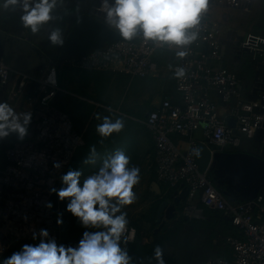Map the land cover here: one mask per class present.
I'll use <instances>...</instances> for the list:
<instances>
[{"label": "built area", "instance_id": "obj_1", "mask_svg": "<svg viewBox=\"0 0 264 264\" xmlns=\"http://www.w3.org/2000/svg\"><path fill=\"white\" fill-rule=\"evenodd\" d=\"M99 1L93 15L120 33L107 21ZM255 2L208 0L207 10H247ZM187 31L195 33L196 39L176 45L148 40L138 28L131 39L107 42L84 55L51 61L39 79L31 73L15 72L0 56V89L8 88L10 101L24 97L25 111L32 113L27 140L5 150L6 163L0 169V254L21 241L39 243L41 229L48 231V239L63 243L62 224H57V219H62L60 199L51 190L63 187L61 177L86 142L85 133L76 130L70 117L54 105L58 93L65 92L60 84L61 67L144 79L170 65L174 94L163 97L142 122L154 143L156 181L173 196L188 190L177 208L178 217L187 221L199 217L201 204L221 214L237 230V235L228 239L230 258H210L205 264H264V193L252 202L232 203L216 187L209 170L202 171L198 164L201 142L213 151H236L244 139L264 134V95L255 97L257 89L247 90L236 72L224 68V49L231 43L222 40L214 23L200 18L199 24ZM236 44L256 72L264 70L263 34L249 33ZM180 52L185 55H178ZM180 69L182 76L177 75ZM50 76L54 84L49 82ZM32 82L36 83L34 92L25 95ZM230 120H234L233 127ZM177 137L186 139V149L176 142ZM56 162L61 164L59 169L53 166ZM33 233H37L36 239ZM137 234V228L128 224L121 247L128 250Z\"/></svg>", "mask_w": 264, "mask_h": 264}, {"label": "clouds", "instance_id": "obj_2", "mask_svg": "<svg viewBox=\"0 0 264 264\" xmlns=\"http://www.w3.org/2000/svg\"><path fill=\"white\" fill-rule=\"evenodd\" d=\"M57 4L58 0H0V7L21 11L22 26L33 34L53 19ZM207 5L208 0H114L113 4L101 0V11L106 13L109 24L126 39H131L139 28L148 40L186 45L196 39V34H189L187 30L199 24ZM48 39L53 45L64 43L59 29L51 31ZM177 75L182 76L183 70H178ZM49 82L55 83L51 76ZM31 120L30 111L17 112L9 102H0V139L16 134L23 140ZM123 127L122 120L113 122L105 116L96 132L101 138H107L119 133ZM90 153L85 164L95 162V146ZM129 163L130 158L118 149L103 160L98 171L84 179L82 186L81 171L69 170L61 177L63 187L51 190L60 201L68 198L67 211L78 218L84 228L99 230L85 231L77 247H65L48 239V231L41 229L38 244L23 245L2 264H130L131 257L121 247L122 236L129 224L127 214L121 209L137 199L133 188L140 182V168L128 167ZM53 166L59 169L61 164L56 162ZM46 206L52 207L51 203ZM62 223L58 218L57 224ZM36 238L37 233H33V239ZM162 257L163 251L157 246L155 258L158 264H165Z\"/></svg>", "mask_w": 264, "mask_h": 264}, {"label": "rangeland", "instance_id": "obj_3", "mask_svg": "<svg viewBox=\"0 0 264 264\" xmlns=\"http://www.w3.org/2000/svg\"><path fill=\"white\" fill-rule=\"evenodd\" d=\"M98 3H100L98 0H58L57 8L52 14L53 19L43 25L40 31L35 34H33L30 29H26L22 26L20 15L16 12V10L11 8L4 9L3 7H0V28L6 29L9 33L18 34L16 31L19 29L22 32L31 34L35 38L39 47H41L39 49H41L48 57H54L52 58V61H60L64 44L69 34L75 27L77 20L84 15L92 16L93 8ZM76 14L77 16L75 17ZM235 18L239 21L241 26L238 28L239 32L232 33L235 42H239L238 40L241 39L242 35H244V31L247 27H254L255 30L259 29L264 31L263 11ZM56 29L60 30L61 37L64 41L63 45H53L48 39L51 31ZM236 51L237 55L232 57V59L238 58L233 61L234 67H238L243 64L245 66L243 68L246 70H249V68L252 69L249 57L243 53L238 46ZM169 67L171 66H165L164 68H161L160 71L154 75V77L144 79H132L130 77H126L125 75L118 74L104 75V73L99 72L84 73L70 68L61 67V73L63 74L62 88L65 89L66 92L60 94L57 98V109L70 117L76 130L85 133V140L88 138H101L96 132V127L98 124L103 122V118L105 116L109 117L113 122L120 119L124 124L123 129L119 133H113L107 138H115L116 140L123 138V140H126V137L129 134L130 126L138 120H142L147 113L152 110V107L161 101L164 92L172 89V74H170L168 70ZM238 70L241 71L237 72L247 90H251L255 87V89L259 92L264 91V72L256 75L254 74L253 79H250L248 73L249 71L245 72L246 70H241L239 67ZM90 101L99 103L103 107H101L97 112H94L95 108L91 105ZM13 138L16 140L18 139L17 136H14ZM8 139H10V136L0 139V149H2L0 153H3V155L7 148L25 143L27 135L21 142L12 146H10L9 143L5 145V148L3 145L8 141ZM42 151L45 153L44 147L42 148ZM100 151L106 150H103V147L100 146ZM64 212L62 213V232L63 245L65 247H77L85 231L97 230L93 228H84L81 223L78 222V218L69 215L67 216V212ZM154 219L155 218L152 219V224H150V226L139 228L135 225V227L137 228L139 236L150 237L155 242H160L162 240H167L168 242L169 239L174 238V236H176L179 232L182 233L181 229L183 224L190 223L179 217V219L175 218L169 221V227L163 229V226L166 223L163 225H156ZM75 221H77V223L74 224ZM172 221L173 223H171ZM195 222L196 221H194V223H190L192 227H190V229L187 228L185 231L187 232V235L184 237L186 242L184 243L182 240L177 247H174L173 245L172 247L174 248L169 247L166 252H174L176 255L179 253L182 255L184 261L190 259L191 256L196 258L198 257L200 262L202 261L205 257L203 255L208 254V252H203V250H205V243L207 242L212 230H206L208 237L195 234L192 232L194 230L193 228L201 226ZM222 239L223 237L219 236L217 244L220 243L219 245H221V243H223ZM208 242H213V238H210ZM25 244L38 243L32 241H21L12 245L9 250L0 254V264H2L4 259L10 257L12 253L20 251L22 246Z\"/></svg>", "mask_w": 264, "mask_h": 264}, {"label": "crops", "instance_id": "obj_4", "mask_svg": "<svg viewBox=\"0 0 264 264\" xmlns=\"http://www.w3.org/2000/svg\"><path fill=\"white\" fill-rule=\"evenodd\" d=\"M98 5L99 3L96 6ZM95 7L93 8L92 16L94 14ZM260 10L264 12V0H256L253 6L247 10L234 11V10H230L226 8H218L215 10H206L201 13L200 18L214 23L215 28L219 31V34L222 40H226V42L231 43V45H228L224 49V53H225L224 56L226 59L223 65L224 68L232 70L236 72L237 74H238L237 71L241 72L240 70H238V67L241 68V70H246L245 68H243L244 66L243 64L239 65L238 67L237 66L234 67L233 65L234 64L233 61H235L238 58L232 59V57L237 55L236 50H237V46L239 47V45L236 44L238 42H235L232 33L239 32L238 28L241 27L239 21H237L235 17L240 18V17H244L245 15L247 16L251 14H256V13L261 12ZM16 12L19 15L22 14L19 9H16ZM76 16L77 14L75 15V17ZM0 32H6L16 37L25 38L29 40L30 42H32L34 45H36L38 48H41L39 47L35 38L31 34L22 32L19 29H17L16 31L18 34L9 33V31H7L6 29H2V28H0ZM249 33H260L264 35L263 30H259V29L255 30L254 27L252 28L247 27L244 31V35H242L241 39H239L238 41L239 42L242 41ZM1 55H2V51H1V46H0V56ZM49 58L52 61V58L54 57L49 56ZM47 69H48V65L45 67L37 68L30 73L36 79H39L47 73ZM252 69L249 68V70H252ZM249 70L247 69L245 72H248ZM263 72L264 70L261 72H256L253 69V74L255 75L259 73H263ZM35 88H36V83L32 82L28 86L25 95L32 94ZM252 89L255 90V87H253ZM8 91H9L8 88L0 89V102L7 101L16 109L17 112H25L24 97H22V99L18 101H10ZM167 92L168 91L164 92L163 97L167 96ZM261 95H264V91L258 92V94H255V97L261 96ZM252 96L254 97V94H252ZM90 103L95 108L94 112H97L101 107H103L102 105L94 101L92 102L90 101ZM95 104H99L101 107L96 108ZM157 104H155L152 107V110L155 109V106ZM146 116L142 120H138L137 122L133 123L132 126H130L129 134L126 137V140H123V138H119V140H116L115 138H99V137L98 138H88L87 140H85L86 142L85 146L80 148L77 151L76 155L74 156L72 160L70 168H69V170L81 171L82 175L80 177V184L82 186L84 179H86L89 175L98 171L99 167L102 166L104 159H107L109 156L114 154V152L118 149L124 151V153L130 158V163L128 167L135 166V167L140 168V182L137 185H135L133 188V191L137 197L136 201L131 205L123 206L121 211L127 214L129 225H132L134 227L135 225H137L139 228H144V226H150V224H152L153 218H155L154 219L155 224L159 225L156 223L158 207L163 202V200L170 198L171 196L174 195L173 192L166 193L165 189H163V186L158 184L156 181L155 168H154V143H153L150 132L142 124ZM14 136H17V135L11 134L10 139H8V141L3 146L9 143H10L9 145L12 146L22 141L19 139L17 140L14 139L13 138ZM196 137L198 138L200 142L202 141L201 135L199 133L196 134ZM255 139H259V140H255ZM255 139L253 140L244 139L241 150H243L244 152L253 154V155H257L264 159V146L262 144V141L264 139V134L259 133ZM101 140L103 142H101ZM175 140L182 149L187 148L186 139L184 137H177ZM93 146H95V149H96L95 162L85 164L84 161L89 159L90 154H91L90 150ZM100 146H102L103 150H106V151H100ZM1 150L2 149H0V152ZM5 163H6L5 156L3 155V153H0V169L5 166ZM68 202H69L68 198H66L64 201H60L61 218H62V213L64 211H65L64 213L67 212L66 213L67 216L68 215L73 216L71 213L67 211ZM117 215H119V213H117ZM175 218L179 219L177 215ZM169 221L171 220H166L163 218L162 225L166 223L163 226L164 227L163 229H165L166 227H169L168 226L170 225L168 224ZM75 223H77V221H75L74 224ZM171 223H173V221ZM191 223H194V222H191ZM195 223H198L199 225H201V226L193 228L194 230L192 232L195 234H198L200 236H207L208 234H206V230L207 231L212 230L209 237L213 238V242L211 243L208 242L210 238L207 236L208 240L205 243V250H203V252L206 251L208 252V254L203 255L205 257L202 259L201 262L198 257L196 258L194 256H191L190 259L184 261L182 258V255H180L179 253L178 255H176L174 252H166L169 247L171 248L177 247V245H179V243L182 240L184 241V243L186 242L184 237L187 235V232L185 231L187 228L190 229L192 225L190 223H185L183 224V227L181 229L182 233L179 232L176 236H174V238L169 239V241L163 246H159V243L161 242L160 240H159L160 242H155L150 237L148 238L147 236L146 237L140 236V238H142L143 240L148 241L149 242L148 244H150V247L152 248L150 252L147 251L146 254L132 255L130 264H149L150 261L154 262L155 264H158L155 258V248L157 246H159L163 251L162 258L164 259V261L166 260L165 264H205L206 261L210 258H215V257L230 258L228 239L233 238L235 235H237V230L231 225V223L227 220L225 221L224 219H221V218L219 219L217 217L214 219H210L208 217L207 220L205 221L199 220ZM219 236L223 237L222 239L223 243H221V245H219L220 243L217 244V240ZM173 245L174 247H172Z\"/></svg>", "mask_w": 264, "mask_h": 264}, {"label": "water", "instance_id": "obj_5", "mask_svg": "<svg viewBox=\"0 0 264 264\" xmlns=\"http://www.w3.org/2000/svg\"><path fill=\"white\" fill-rule=\"evenodd\" d=\"M126 40L122 34L109 28L94 15L81 16L69 34L61 56H80L107 42ZM2 57L6 58L15 72L30 73L47 66L50 58L29 40L0 32ZM234 126V120L229 121ZM198 164L202 171L209 170L216 187L234 203L237 200L252 202L264 193V159L244 151H213L207 144L198 145ZM184 189L179 196L163 200L157 210L156 223L163 218L176 217L178 206L187 198Z\"/></svg>", "mask_w": 264, "mask_h": 264}, {"label": "trees", "instance_id": "obj_6", "mask_svg": "<svg viewBox=\"0 0 264 264\" xmlns=\"http://www.w3.org/2000/svg\"><path fill=\"white\" fill-rule=\"evenodd\" d=\"M250 60V59H249ZM243 67H245V66H243ZM253 67V66H252ZM251 67V68H252ZM65 68V67H64ZM84 73H98V72H84ZM249 78L250 79H253V76H254V74H253V69L252 70H249ZM110 73H104V75H109ZM118 75H122V74H118ZM126 76V75H125ZM126 77H129V76H126ZM62 79H63V74L60 72V84L62 85ZM171 80H172V89L171 90H169L168 92H167V96H169V95H172V94H174V81H175V77L172 75L171 76ZM63 93H65V92H59L58 93V95L56 96V98H55V101H54V105H55V107L57 108L58 106H57V102H56V100H57V98L59 97V95L60 94H63ZM238 151H243V150H240V149H238ZM237 203H242V201H240V200H237L236 201ZM200 209H201V215L199 216V217H197V218H195V219H192L191 221H187V222H194V221H199V220H207V218L209 217L210 219H214V218H221V219H224L225 221H226V219L225 218H223L222 217V215L221 214H219V213H217V212H213V211H210V210H208V209H206L203 205H201L200 204ZM62 236H63V233H62ZM240 237V236H239ZM149 242L148 241H146V240H143L142 238H140V236H139V234H137V238H136V241H135V243L134 244H132L130 247H129V249L127 250V252H128V254H129V256L130 257H132V255H137V254H146L147 253V251H149L150 252V250H151V248L152 247H150V244H148ZM167 243V240H162L160 243H159V246H163V245H165ZM62 245H63V243H62ZM150 263H154V262H152V261H150L149 262V264Z\"/></svg>", "mask_w": 264, "mask_h": 264}, {"label": "flooded vegetation", "instance_id": "obj_7", "mask_svg": "<svg viewBox=\"0 0 264 264\" xmlns=\"http://www.w3.org/2000/svg\"><path fill=\"white\" fill-rule=\"evenodd\" d=\"M240 150H241V148H240Z\"/></svg>", "mask_w": 264, "mask_h": 264}]
</instances>
